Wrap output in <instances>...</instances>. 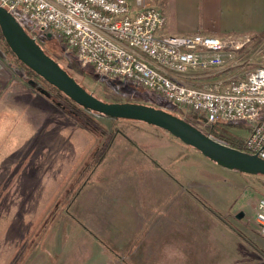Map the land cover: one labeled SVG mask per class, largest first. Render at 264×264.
<instances>
[{
	"label": "rangeland",
	"instance_id": "374dc122",
	"mask_svg": "<svg viewBox=\"0 0 264 264\" xmlns=\"http://www.w3.org/2000/svg\"><path fill=\"white\" fill-rule=\"evenodd\" d=\"M13 14L98 98L162 108L205 133H250L247 121L212 127L161 93L96 73ZM263 44L251 36L196 85L247 76L264 64ZM261 200L264 176L222 167L163 128L73 104L0 40V264H264Z\"/></svg>",
	"mask_w": 264,
	"mask_h": 264
},
{
	"label": "built area",
	"instance_id": "2783aa9c",
	"mask_svg": "<svg viewBox=\"0 0 264 264\" xmlns=\"http://www.w3.org/2000/svg\"><path fill=\"white\" fill-rule=\"evenodd\" d=\"M59 38L83 65L110 79L163 94L206 122L251 123L243 150L264 159V64L226 86H197L250 36L161 33L164 13L152 0H0ZM264 56V44H263ZM264 229V200L256 215Z\"/></svg>",
	"mask_w": 264,
	"mask_h": 264
},
{
	"label": "water",
	"instance_id": "95a60500",
	"mask_svg": "<svg viewBox=\"0 0 264 264\" xmlns=\"http://www.w3.org/2000/svg\"><path fill=\"white\" fill-rule=\"evenodd\" d=\"M0 28L11 51L23 64L84 108L107 117L155 125L196 148L222 167L247 174L264 175L263 158L216 141L197 126L167 110L143 103L107 102L98 98L50 56L15 15L1 5ZM48 35L51 36V33Z\"/></svg>",
	"mask_w": 264,
	"mask_h": 264
},
{
	"label": "crops",
	"instance_id": "0c3cea01",
	"mask_svg": "<svg viewBox=\"0 0 264 264\" xmlns=\"http://www.w3.org/2000/svg\"><path fill=\"white\" fill-rule=\"evenodd\" d=\"M164 13L161 33L218 37L264 33V0H152Z\"/></svg>",
	"mask_w": 264,
	"mask_h": 264
},
{
	"label": "trees",
	"instance_id": "16d2710c",
	"mask_svg": "<svg viewBox=\"0 0 264 264\" xmlns=\"http://www.w3.org/2000/svg\"><path fill=\"white\" fill-rule=\"evenodd\" d=\"M46 35V38L49 40L51 39L49 36H48V33L45 34ZM264 35V33H262L260 36ZM259 36V35H258ZM0 40H2L5 45L10 49V47L8 46L3 34H2V31H1V28H0ZM47 40V41H48ZM45 50V49H44ZM11 51V49H10ZM46 51V50H45ZM15 55V54H14ZM16 56V55H15ZM17 57V56H16ZM18 59V58H17ZM19 60V59H18ZM20 61V60H19ZM21 62V61H20ZM22 63V62H21ZM23 64V63H22ZM27 69L28 71L31 73V75L39 80H42L44 81L47 85H49L53 90L57 91V92H60L62 93L58 88H56L55 86L49 84L46 80H44L41 76H39L37 73H35L32 69H30L29 67H27L25 64H23ZM78 81V80H77ZM79 82V81H78ZM64 94V93H62ZM65 95V94H64ZM71 100V99H70ZM73 104H76V105H79L77 104L76 102H74L73 100H71ZM81 108L87 110V111H90V112H95V111H92V110H89L87 108H84L83 106L79 105ZM97 113L98 115H101V116H104L103 114L101 113H98V112H95ZM109 118H113V117H109ZM113 119H117V118H113ZM212 127H213V124H212ZM204 132V131H203ZM208 134L211 138L215 139L216 141H219L221 143H224L226 145H230L232 147H235L237 149H240V150H243V146H242V139H239V138H236L234 136H229V135H223V134H215V133H206ZM243 173V172H242ZM261 176H264V175H261Z\"/></svg>",
	"mask_w": 264,
	"mask_h": 264
}]
</instances>
